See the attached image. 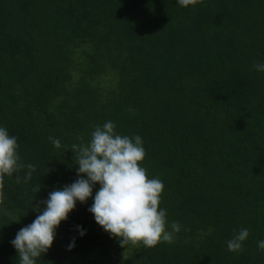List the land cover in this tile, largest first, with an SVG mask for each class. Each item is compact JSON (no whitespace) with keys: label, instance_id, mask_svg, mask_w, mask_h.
I'll return each instance as SVG.
<instances>
[{"label":"trees","instance_id":"1","mask_svg":"<svg viewBox=\"0 0 264 264\" xmlns=\"http://www.w3.org/2000/svg\"><path fill=\"white\" fill-rule=\"evenodd\" d=\"M254 62H264V0H0V125L36 167L29 183L0 179V264H16L10 241L35 205L77 178L72 145L109 120L142 137L141 166L163 181L160 207L180 231L172 243L121 247L89 198L42 264H264V72ZM241 228L243 250L228 251Z\"/></svg>","mask_w":264,"mask_h":264},{"label":"clouds","instance_id":"2","mask_svg":"<svg viewBox=\"0 0 264 264\" xmlns=\"http://www.w3.org/2000/svg\"><path fill=\"white\" fill-rule=\"evenodd\" d=\"M194 2L177 0L181 7ZM252 68L264 72V62H254ZM49 140L54 147H61L59 139L49 137ZM18 148L17 137L0 125V179L14 176L17 183H29L36 167L22 161ZM72 152L76 157L77 178L49 192L46 200L35 205L39 214L10 241L17 253L16 264H42V257L53 245L61 222L68 219L77 203L85 204L89 198L92 204L88 212L121 247L131 243L152 248L161 242H173L180 225L176 221L169 222L167 210L160 207L163 181L149 177L147 169L141 166L146 152L140 135L119 134L115 122L109 120L93 127L86 144H73ZM21 170H26L23 177L19 175ZM97 184L99 188L93 195ZM39 190L40 185L34 184L32 192ZM76 231L80 237L86 234V229L79 225ZM248 236L247 228L234 231L226 242L228 251H242ZM74 247L75 238L67 245V250ZM257 247L264 250V240H259Z\"/></svg>","mask_w":264,"mask_h":264}]
</instances>
